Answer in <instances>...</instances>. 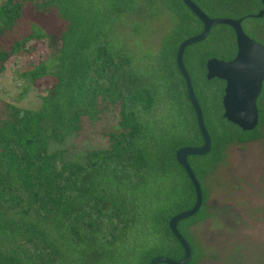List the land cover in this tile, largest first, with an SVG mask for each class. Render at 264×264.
Listing matches in <instances>:
<instances>
[{
	"label": "trees",
	"instance_id": "obj_1",
	"mask_svg": "<svg viewBox=\"0 0 264 264\" xmlns=\"http://www.w3.org/2000/svg\"><path fill=\"white\" fill-rule=\"evenodd\" d=\"M189 1L213 19L256 21L260 33L251 32V37L264 47V16L254 17L264 11L259 0ZM163 11L174 19L159 40L156 66L135 68L133 56L115 37L117 26L144 34L145 24ZM25 13L40 23L52 17L63 29L55 36L31 23L29 31L5 47L4 39L15 33ZM223 29L230 45L219 32L217 48L199 54L201 78L217 83L222 113L223 82L204 75L209 58L227 61L236 52L228 27L211 31ZM200 31L202 24L179 0H2L0 74L38 43L45 44L48 56L38 63L29 60L16 73L21 85L14 100L29 86L43 87L37 109L0 101V264H148L157 255L182 258L167 221L191 208L195 194L175 153L202 140L175 59L178 45ZM189 79L196 96L195 81ZM164 100L171 109L168 126L156 112ZM257 109V124L249 131L222 116L218 132L203 122L210 150L187 159L201 186L202 204L176 226L190 248L186 264H197L203 253L189 228L211 216L205 177L222 162L226 147L261 139L260 99ZM84 119L92 127L112 121L98 132L106 148L87 152L85 162L68 157L65 149L49 152L78 134Z\"/></svg>",
	"mask_w": 264,
	"mask_h": 264
},
{
	"label": "rangeland",
	"instance_id": "obj_2",
	"mask_svg": "<svg viewBox=\"0 0 264 264\" xmlns=\"http://www.w3.org/2000/svg\"><path fill=\"white\" fill-rule=\"evenodd\" d=\"M1 4L2 0H0ZM172 16L168 11H163L155 20L145 22L146 32L137 36L131 34L132 29L128 25H116L115 37L120 47L133 56L135 68L148 71L156 66L154 58L158 55V43L161 36L171 27L174 19ZM47 20L48 23H40L36 16L25 13L18 22L15 33L4 39L5 47L6 42L22 37L29 31L31 23H38L45 34L57 36L63 29V23L57 22L52 17ZM255 26H258L257 22L251 20L242 24L244 34L250 39H252L251 32L260 33ZM219 32H223L226 37L224 44L230 45L231 40L227 30L210 31L203 45L188 48L185 55V66L190 73L189 77L195 81L194 90L203 111V122L214 132L219 131V119L223 113L216 100V96L219 98L215 89L217 83H206L201 78L203 72L199 54L203 50L210 51L217 48L216 36ZM252 40L259 44L256 39ZM19 56L16 62L13 60L8 62L7 69L0 74V101L13 102L23 108L37 109L40 106L38 95L41 94L43 87L29 86L18 101L14 100L21 85L16 73L29 60L36 63L44 60L48 56V51L41 42L34 45L31 52ZM262 94L261 103L264 105V90ZM167 103L164 100L156 110L158 116L163 117L164 126L169 125L166 119L171 115ZM85 120L82 121L83 128L78 134L68 137L63 145H52L49 152L65 149L68 151V157L74 159L78 157L81 162H85L84 155L87 152L106 148L108 143L98 132L112 121L100 120L92 127ZM260 133L262 137L259 140L226 147L222 162L205 177L204 184L207 185L208 190L207 204L212 207L211 216L189 228L193 242L203 251L197 264H264V125L260 128Z\"/></svg>",
	"mask_w": 264,
	"mask_h": 264
},
{
	"label": "water",
	"instance_id": "obj_3",
	"mask_svg": "<svg viewBox=\"0 0 264 264\" xmlns=\"http://www.w3.org/2000/svg\"><path fill=\"white\" fill-rule=\"evenodd\" d=\"M188 11L202 24V31L199 34L181 42L176 50V66L181 74L184 83L185 93L188 96L190 106L195 115V125L202 140L197 147L180 148L175 153L177 165L182 168L188 181L192 184L195 194L194 205L172 216L167 221L168 229L183 249V256L180 260L174 261L168 257L157 255L148 264H186L189 259L190 248L186 240L181 236L177 223L193 216L202 204L201 186L194 178L188 163V157L203 155L210 150L211 140L203 124V114L196 96L193 95L192 87L183 65L184 50L196 43L203 41L212 28L226 26L232 31L236 55L231 61L225 62L209 58L205 63V79H217L224 84L222 90L223 118L226 122L237 127L239 130L249 131L257 124L258 109L257 99L261 90L264 77V48L247 37L242 28V19H213L205 15L198 7L189 0H179ZM264 8L263 0H259ZM264 11L254 17L262 19Z\"/></svg>",
	"mask_w": 264,
	"mask_h": 264
},
{
	"label": "flooded vegetation",
	"instance_id": "obj_4",
	"mask_svg": "<svg viewBox=\"0 0 264 264\" xmlns=\"http://www.w3.org/2000/svg\"><path fill=\"white\" fill-rule=\"evenodd\" d=\"M258 45H259V44H258ZM260 46H261V45H260ZM234 47H235V46H234ZM263 48H264V47H263ZM235 55H236V52H235L234 56H233L231 59H229V60H227V61H225V62H228V61H231L232 59H234ZM262 82H263V81H262ZM223 87H224V84H223ZM263 90H264V86L261 85V90H260V93H259L260 95H259V97H258V99H260V101L262 100V97H263V94H262V93H263ZM258 99H257V100H258Z\"/></svg>",
	"mask_w": 264,
	"mask_h": 264
}]
</instances>
